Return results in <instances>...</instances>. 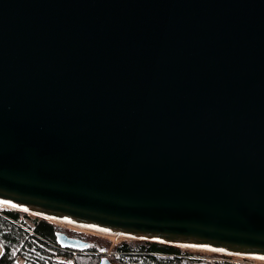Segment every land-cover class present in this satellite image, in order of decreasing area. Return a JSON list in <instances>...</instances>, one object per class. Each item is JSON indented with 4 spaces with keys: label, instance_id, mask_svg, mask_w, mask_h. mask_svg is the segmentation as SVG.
Segmentation results:
<instances>
[{
    "label": "water",
    "instance_id": "obj_1",
    "mask_svg": "<svg viewBox=\"0 0 264 264\" xmlns=\"http://www.w3.org/2000/svg\"><path fill=\"white\" fill-rule=\"evenodd\" d=\"M0 204L264 262V0H0Z\"/></svg>",
    "mask_w": 264,
    "mask_h": 264
},
{
    "label": "trees",
    "instance_id": "obj_2",
    "mask_svg": "<svg viewBox=\"0 0 264 264\" xmlns=\"http://www.w3.org/2000/svg\"><path fill=\"white\" fill-rule=\"evenodd\" d=\"M6 217L17 220L18 210H3ZM65 234L67 237H77L87 245L82 248L63 247L69 251L77 252L76 255L66 251H58L54 246L58 244L57 235ZM76 235V236H74ZM0 246L2 254L0 264H99L106 251V245H96L85 235L67 231L52 222L35 217L33 235L14 225L10 220L0 216ZM118 250L127 256H116L125 264H180L179 259H170L168 256H150L159 253L170 255L178 248L154 242H122ZM72 259L71 263L57 261L56 258Z\"/></svg>",
    "mask_w": 264,
    "mask_h": 264
},
{
    "label": "built area",
    "instance_id": "obj_3",
    "mask_svg": "<svg viewBox=\"0 0 264 264\" xmlns=\"http://www.w3.org/2000/svg\"><path fill=\"white\" fill-rule=\"evenodd\" d=\"M3 209L5 210H11L12 208H9L7 206L1 205L0 204V216H3L5 219L10 220L14 225L18 226L25 232H27L29 235H33V229H34V214L28 213L25 211H20V215L17 220L13 221L9 217H6L4 213L2 212ZM19 211V210H18ZM57 249L59 251L62 250V246L57 244ZM219 254V256H209L207 257L208 259L206 260L210 264H264V262L260 261H255L250 258H245V257H240L236 255H231V254H224V253H216L212 252L211 254ZM57 261H65L68 263L72 262V259H64V258H56Z\"/></svg>",
    "mask_w": 264,
    "mask_h": 264
},
{
    "label": "flooded vegetation",
    "instance_id": "obj_4",
    "mask_svg": "<svg viewBox=\"0 0 264 264\" xmlns=\"http://www.w3.org/2000/svg\"><path fill=\"white\" fill-rule=\"evenodd\" d=\"M61 234H63V233H61ZM74 236H76V235H74ZM72 238H77V237H72ZM122 240L124 241V239H122ZM137 242H139V241H137ZM146 242H148V241H146ZM159 244H161V243H159ZM164 245H166V244H164ZM118 246L119 245L115 246L107 255V256H109V258H107V259L109 260V262L111 264H125L122 260H119L118 258H116V256H127V254L118 250ZM173 247H175V246H173ZM149 255L150 256H162V257L168 256V258H170V259H179L180 264H210L206 261L208 259L207 257L219 256V254H214V253L213 254L207 253V252H196L195 253V252H191V251H184L181 249H179V251L177 250V252L170 254V255H164V254H159V253H153V254L151 253ZM164 258H166V257H164Z\"/></svg>",
    "mask_w": 264,
    "mask_h": 264
},
{
    "label": "rangeland",
    "instance_id": "obj_5",
    "mask_svg": "<svg viewBox=\"0 0 264 264\" xmlns=\"http://www.w3.org/2000/svg\"><path fill=\"white\" fill-rule=\"evenodd\" d=\"M3 210H5V209H3ZM11 210H15V209H11ZM34 216H36L38 218H42V217L37 216V215H34ZM42 219H44V218H42ZM50 222H52V221H50ZM52 223L60 226L61 228L65 229L67 231L85 235L87 237V239L92 240L96 245L103 246V245H106V242H107V246H106L107 249H106V251L104 253H102V256H106V257H103V258H109V256H107L109 254V252L115 246L119 245L122 242H137L136 240H124V241L123 240H115L114 238L108 237V235L105 236V234L103 235V234H99V233H95V232L84 231L83 229L81 230V229H79L77 227L64 225V224H61V223L55 222V221H53ZM176 248H179V249L184 250V251L195 252V253L196 252H201V251L191 250V249H188V248H185V247H176ZM54 249H57V246H54ZM62 250L66 251V252H69V253H73V255L77 254V252L69 251V250H67L65 248H62ZM1 254H2V248L0 246V256H1Z\"/></svg>",
    "mask_w": 264,
    "mask_h": 264
},
{
    "label": "bare ground",
    "instance_id": "obj_6",
    "mask_svg": "<svg viewBox=\"0 0 264 264\" xmlns=\"http://www.w3.org/2000/svg\"><path fill=\"white\" fill-rule=\"evenodd\" d=\"M82 230V229H81ZM84 230V229H83ZM84 231H88V232H92V231H89V230H84ZM104 235V234H103ZM108 235V237H111V238H115V240H122V238H120V237H115V236H113V235H109V234H105V236H107ZM128 240H131V239H128ZM255 261H257V260H255Z\"/></svg>",
    "mask_w": 264,
    "mask_h": 264
}]
</instances>
